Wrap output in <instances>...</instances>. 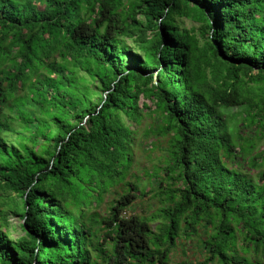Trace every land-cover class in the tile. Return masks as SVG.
<instances>
[{
  "label": "trees",
  "instance_id": "trees-1",
  "mask_svg": "<svg viewBox=\"0 0 264 264\" xmlns=\"http://www.w3.org/2000/svg\"><path fill=\"white\" fill-rule=\"evenodd\" d=\"M147 112L149 191L128 180ZM0 187L23 218L0 264H167L199 226L180 264H264V0H0ZM147 191L157 248L126 214Z\"/></svg>",
  "mask_w": 264,
  "mask_h": 264
},
{
  "label": "rangeland",
  "instance_id": "rangeland-1",
  "mask_svg": "<svg viewBox=\"0 0 264 264\" xmlns=\"http://www.w3.org/2000/svg\"><path fill=\"white\" fill-rule=\"evenodd\" d=\"M180 21L182 26L191 27L192 25H199L197 22H193L187 18ZM125 39L127 43L130 44L132 51L136 50L133 39L130 37H126ZM81 74H85V72L82 71ZM228 111L232 118L237 121L241 119L244 112L240 107L231 108ZM152 123L153 119L147 112L143 118L142 125L137 126L134 124V127L138 129L136 136L137 142L133 146L134 164L132 172L135 174V177H133V175L128 177V180L136 181V176H139L138 186L141 189L145 187L148 191L152 189V186L150 184L151 181L148 180L149 177L144 173L145 170L148 169L149 172L152 173L155 169L164 166L168 157L165 139H155V136H147L145 134L146 128H149V125H152ZM148 191L144 196H140L137 201L134 202L132 210L128 211L126 214H137L140 217L147 218L156 217V219L151 221L153 230L155 234L162 233V235H152L150 246L151 248L154 246L157 248L158 241L162 238L163 240H167L168 236L165 234L164 230L162 232L160 229L162 228V225H160V222L162 221L160 208L162 205L159 203L158 198L154 197L155 193ZM19 203V194L0 187V224L13 238H18L23 235L21 227L23 218L19 213H16V210L20 211V209L16 207ZM205 238L206 236L202 226H199L197 234L189 239H186L180 234L178 242L170 249L167 264H180L184 261L203 260L206 255L205 252L201 251L203 250L202 247H204L201 244V241ZM215 263L219 264L218 262Z\"/></svg>",
  "mask_w": 264,
  "mask_h": 264
}]
</instances>
